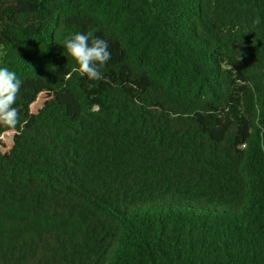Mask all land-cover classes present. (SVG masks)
I'll use <instances>...</instances> for the list:
<instances>
[{
  "label": "trees",
  "instance_id": "16d2710c",
  "mask_svg": "<svg viewBox=\"0 0 264 264\" xmlns=\"http://www.w3.org/2000/svg\"><path fill=\"white\" fill-rule=\"evenodd\" d=\"M0 66V264H264V0H0Z\"/></svg>",
  "mask_w": 264,
  "mask_h": 264
},
{
  "label": "clouds",
  "instance_id": "9594fccd",
  "mask_svg": "<svg viewBox=\"0 0 264 264\" xmlns=\"http://www.w3.org/2000/svg\"><path fill=\"white\" fill-rule=\"evenodd\" d=\"M64 47L76 61L78 71L89 81L104 79L100 69L112 59L106 39L93 37L91 33L77 32L65 40ZM22 84L23 81L15 71L0 66V125L15 128L20 123L19 108L16 105Z\"/></svg>",
  "mask_w": 264,
  "mask_h": 264
}]
</instances>
